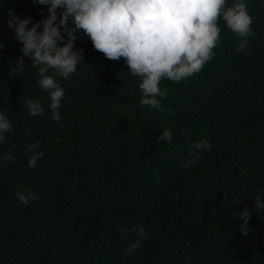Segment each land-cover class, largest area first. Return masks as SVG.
<instances>
[{
    "label": "trees",
    "instance_id": "trees-1",
    "mask_svg": "<svg viewBox=\"0 0 264 264\" xmlns=\"http://www.w3.org/2000/svg\"><path fill=\"white\" fill-rule=\"evenodd\" d=\"M254 36L244 50L219 20L221 43L199 72L164 78L167 111L140 104L138 76L123 57L106 58L80 30L77 71L60 78L61 119L51 118L47 90L7 26L9 9L40 20L47 6L0 0V110L11 131L0 143V264H264V0H246ZM59 11V10H58ZM51 71V70H50ZM25 98L45 112L30 115ZM173 137L157 141L163 128ZM201 150L185 168L188 141ZM44 156L28 166L26 145ZM39 193L23 204L15 195ZM252 210L247 231L237 212ZM143 225L147 239L128 255Z\"/></svg>",
    "mask_w": 264,
    "mask_h": 264
},
{
    "label": "clouds",
    "instance_id": "clouds-1",
    "mask_svg": "<svg viewBox=\"0 0 264 264\" xmlns=\"http://www.w3.org/2000/svg\"><path fill=\"white\" fill-rule=\"evenodd\" d=\"M33 3L47 6V14L40 20L21 17L12 9L8 11L7 26L13 39L21 44V55L10 70L14 75L22 72L24 57L30 58L39 74L37 83L48 92V108L55 121L61 119L65 95L59 79H70L83 60V49L75 47L80 30L106 58L125 59L129 72L140 79V104L159 111L168 110L161 101L168 95V89L161 87L160 81L186 79L215 55L213 49L221 43L219 20L239 37L237 50L246 49L249 37L254 36L253 17L246 0H33ZM4 46L0 42V48ZM24 103L30 115L45 112L39 99L25 98ZM11 127L8 116L0 110V143L5 141V133ZM173 134L170 126L165 127L156 140L169 141ZM188 143L189 158L182 164L185 168L195 164L201 150L211 149L210 141L204 137ZM38 148L39 141L26 145L31 153L28 159L31 168L44 156ZM8 159H15L11 151L0 155V160ZM15 195L26 205L36 200L39 193L25 188ZM254 208L264 209V198L257 195ZM237 214V218H243L240 228L246 233L243 229H247L252 210L245 207ZM133 230L139 239L128 243L124 255L147 239L143 225H134Z\"/></svg>",
    "mask_w": 264,
    "mask_h": 264
}]
</instances>
